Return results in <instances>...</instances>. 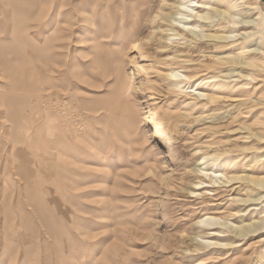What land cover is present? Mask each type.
Returning a JSON list of instances; mask_svg holds the SVG:
<instances>
[{"label":"rangeland","instance_id":"374dc122","mask_svg":"<svg viewBox=\"0 0 264 264\" xmlns=\"http://www.w3.org/2000/svg\"><path fill=\"white\" fill-rule=\"evenodd\" d=\"M177 1L0 0V264H264V45L247 70L242 46L166 40ZM203 156L233 181L195 191ZM207 215L222 248L194 241Z\"/></svg>","mask_w":264,"mask_h":264},{"label":"bare ground","instance_id":"6f19581e","mask_svg":"<svg viewBox=\"0 0 264 264\" xmlns=\"http://www.w3.org/2000/svg\"><path fill=\"white\" fill-rule=\"evenodd\" d=\"M233 1H235V3L233 4V6H229L227 10H217L208 3H199L195 0H178L174 4L171 12H169V14L164 16L162 19V21L166 23L168 27L165 32L171 33L168 35L166 40L182 41L191 36L193 37V40H199V38L202 37L203 39L217 42V44H223V47H226L227 45H239L242 46V48L239 50V52H237V55L239 59H241V57H244L245 61L241 62V60L239 61L238 59L232 57L233 65H243L245 66V68H242L247 70H253L257 68L258 66L254 63V61L249 60V57H255L256 55H258V53L256 51L246 49L245 45H247V43L253 42L255 40L254 36L256 35L258 36L256 38L260 39L264 45V15L260 12V22L258 26L261 25V29L258 32L238 34L240 30L249 28L252 24V21L247 20L250 19V14L247 15L243 11V6L240 5L243 3V1H240V3H238L237 0ZM241 7L243 9H241ZM246 7L247 12L249 13L252 10L258 9L256 7L254 8L250 6ZM220 26H223L220 34H205L204 29H214L215 27L221 28ZM143 46L144 44H139L138 42H136L133 49L139 51ZM247 59L249 61H247ZM167 76L171 83L175 86V88L177 90L180 89L179 92H182L184 87L189 85L192 81L191 76L180 74V72L176 69H170ZM243 78L244 81L249 82L246 84L247 86L250 85V82H253L254 80L252 73L247 74ZM180 86L182 87L180 88ZM257 89L259 88H255L254 90ZM197 90L198 89H195V91ZM190 92L191 90L189 91V93ZM240 93L244 94L245 91L241 90ZM192 100L197 105L199 103H202L204 105L213 104L214 102V98L201 92L193 95ZM148 125L154 134H158L159 130L162 131L163 129L161 123L156 120H148ZM263 158L264 157H259L255 159V161L257 160V162H260L263 160ZM216 159L217 157L214 156H203L200 158L197 173L200 178L207 179L210 185L205 186V182L201 180L198 184H194L195 191H201L205 188H219L220 185H229L233 181L232 178H227L225 175L221 174L218 171L208 169V165L210 164V162ZM251 182L254 183L258 188L264 189V177L257 181L251 180ZM260 199L261 198L253 201H258ZM222 221V218L211 215H207L198 219V221L196 222V228L198 229V232L194 236L195 243L201 246V248L203 247L209 250L222 248L223 245L220 242L206 238L208 233H211V237L218 236L220 235V233H222ZM261 224L262 223L260 222V225ZM261 227L264 228L263 225Z\"/></svg>","mask_w":264,"mask_h":264},{"label":"water","instance_id":"95a60500","mask_svg":"<svg viewBox=\"0 0 264 264\" xmlns=\"http://www.w3.org/2000/svg\"><path fill=\"white\" fill-rule=\"evenodd\" d=\"M261 2L264 4V0H261Z\"/></svg>","mask_w":264,"mask_h":264}]
</instances>
